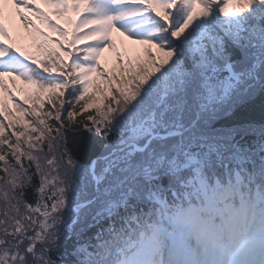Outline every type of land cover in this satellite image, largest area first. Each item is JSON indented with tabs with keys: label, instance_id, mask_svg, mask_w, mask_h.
Segmentation results:
<instances>
[{
	"label": "snow or ice",
	"instance_id": "1",
	"mask_svg": "<svg viewBox=\"0 0 264 264\" xmlns=\"http://www.w3.org/2000/svg\"><path fill=\"white\" fill-rule=\"evenodd\" d=\"M0 264H264V0H0Z\"/></svg>",
	"mask_w": 264,
	"mask_h": 264
},
{
	"label": "rangeland",
	"instance_id": "2",
	"mask_svg": "<svg viewBox=\"0 0 264 264\" xmlns=\"http://www.w3.org/2000/svg\"><path fill=\"white\" fill-rule=\"evenodd\" d=\"M37 23H39L37 21ZM41 27H44L43 25H40ZM45 31H48L47 28L44 29ZM49 34H51V32H49ZM13 35L14 38L17 40V43L24 48L26 51L32 52L34 51V47H33V38L25 31L24 29V25L22 23L19 22V20H16V27L13 30ZM123 38L120 36H116V42H117V46L120 48L121 50V54L124 55L125 54V48L122 44ZM127 43V42H124ZM138 46L135 45H131L130 43H127V55L131 57V51L133 48H137ZM114 52L112 51H108L104 54V57L101 60V64L107 66V68H109V66L111 65V59H112V55ZM132 58V57H131ZM114 72H118L116 69L113 70ZM17 87H19V83L18 81L15 82ZM13 91H15V89H13ZM16 95L21 99L20 97V92H16Z\"/></svg>",
	"mask_w": 264,
	"mask_h": 264
},
{
	"label": "trees",
	"instance_id": "3",
	"mask_svg": "<svg viewBox=\"0 0 264 264\" xmlns=\"http://www.w3.org/2000/svg\"><path fill=\"white\" fill-rule=\"evenodd\" d=\"M136 49L135 48H133L132 49V59L134 60L135 59V57H136ZM116 54L115 53H113V55H112V59H111V65L109 66V68H108V70L109 71H113V70H117L118 72H119V67H118V65H117V62H116ZM117 72V73H118ZM20 82V81H19ZM20 85H21V88L22 87H26L25 85H23V84H21V82H20ZM22 94V93H21ZM26 97H25V95L24 94H22V99H25ZM22 102V101H21ZM9 104L11 103V102H8ZM32 103V101L31 100H29L28 101V104L30 105ZM27 106V105H26Z\"/></svg>",
	"mask_w": 264,
	"mask_h": 264
}]
</instances>
